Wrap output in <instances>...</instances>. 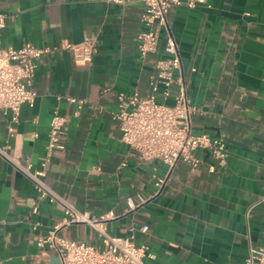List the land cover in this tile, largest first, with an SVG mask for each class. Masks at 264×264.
I'll return each mask as SVG.
<instances>
[{"label":"crops","instance_id":"crops-1","mask_svg":"<svg viewBox=\"0 0 264 264\" xmlns=\"http://www.w3.org/2000/svg\"><path fill=\"white\" fill-rule=\"evenodd\" d=\"M143 11L141 3L105 0H0L8 16L2 48L51 49L38 61L34 107L23 106L15 124L0 110V143L42 170L57 110L66 119L65 149L54 152L45 182L62 199L93 217L113 212L106 231L148 246L147 264H245L251 248L264 246V0H206L170 12L189 98L199 109L193 133L223 140L228 156L221 164L198 150L199 168L180 163L158 193L155 177L168 168L130 155L113 116L119 93H150L157 57L139 56ZM165 38L164 30L160 57ZM87 42L97 45L87 63L63 48ZM70 97L85 100L79 113ZM136 193L150 201L128 212L126 198ZM58 225L61 236L102 248L95 228L69 223L62 204L40 200L34 184L0 158V264H62L37 245Z\"/></svg>","mask_w":264,"mask_h":264},{"label":"built area","instance_id":"built-area-1","mask_svg":"<svg viewBox=\"0 0 264 264\" xmlns=\"http://www.w3.org/2000/svg\"><path fill=\"white\" fill-rule=\"evenodd\" d=\"M109 4L125 6L141 3L144 11L141 18L142 30L138 35V52L141 59L156 56L155 72L149 82L150 93L141 96L119 93L117 110L113 116L120 123V140L129 148V154L141 162H156L168 168L165 177H155L157 193L165 186L169 175L180 163L198 169L201 159L196 156L198 150L208 151L211 156L223 164L228 150L223 140L212 139L207 134L196 135L192 129V117L199 109L191 104L186 74L177 44L169 31V14L172 9L186 6L194 9L206 0H105ZM8 16L0 13V110L12 113V123H18L23 106L34 107L38 93L34 89V80L38 61L51 52L50 48H37L27 44L20 49L2 48V31L7 26ZM166 31L165 44L160 57L161 34ZM63 48L72 51L78 64L90 62L97 51L95 42L82 45L64 44ZM195 71V69H193ZM164 103H160L158 98ZM173 105H167L168 100ZM77 106V112L84 107L85 100L68 98ZM66 119L56 110L53 114L46 154L42 158L43 169L37 170L27 157L11 155L9 146L0 143V158L8 161L17 171L30 180L39 193L40 200L60 203L65 207L69 223H84L99 233L102 248L98 250L84 242L69 240L60 235L61 226H56L38 240V247L54 251L62 264H147L149 256L146 245H138L134 236H116L108 233L105 224L116 218L113 212L93 217L88 211H80L62 199L45 182L46 167L56 150H64L61 141L65 132ZM12 135L13 127H9ZM124 162L121 167H125ZM215 171L214 167L210 168ZM151 198V197H150ZM150 198L141 193L127 196L128 212L144 207ZM264 202V195L261 198ZM38 205L33 209L38 214ZM148 226L141 231L147 233ZM245 264H264V246L251 248Z\"/></svg>","mask_w":264,"mask_h":264},{"label":"rangeland","instance_id":"rangeland-1","mask_svg":"<svg viewBox=\"0 0 264 264\" xmlns=\"http://www.w3.org/2000/svg\"><path fill=\"white\" fill-rule=\"evenodd\" d=\"M159 102H160V103H164V101H163V102H162V101H159ZM166 104H167V105H170V106L173 105V103H171V101H170V102H167Z\"/></svg>","mask_w":264,"mask_h":264}]
</instances>
